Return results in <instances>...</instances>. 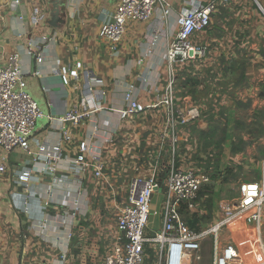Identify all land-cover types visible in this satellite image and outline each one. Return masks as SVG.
Wrapping results in <instances>:
<instances>
[{
    "label": "crops",
    "instance_id": "0c3cea01",
    "mask_svg": "<svg viewBox=\"0 0 264 264\" xmlns=\"http://www.w3.org/2000/svg\"><path fill=\"white\" fill-rule=\"evenodd\" d=\"M191 1L167 0L157 7L148 23H128L123 40L113 49L100 36V30L120 0H69L64 33L33 23L36 9L42 10L43 20L47 18L46 0H22L18 9L13 7V0H0V60L7 64L19 53L25 72L40 71L39 77L28 74L27 89L43 112L53 118L38 122L27 150L17 149L5 156L0 148V165L5 164L7 168L5 173H0V264H104L106 253L117 238V217L127 201L124 194L128 183L135 177H148L152 166L159 161L158 156L163 157V162L168 158L167 141L162 139L165 130L162 109L150 110L145 116L128 122L121 121L113 110L123 108L130 88L146 104L157 98L152 88L157 82L162 94L170 80L164 65L167 48L177 31L178 15ZM196 1L206 4L211 0ZM259 4L263 8L261 13ZM165 10L169 11L167 16H164ZM43 36H51L52 41L41 48L37 58L26 56L30 40ZM198 41L207 47L208 58L174 68L175 95L180 102L190 103L189 98L180 97L178 80L183 81L188 74L185 68L193 65L196 70H208L209 74L218 72L219 68L230 73L232 69L234 74L240 72L235 74V89H243L245 97L254 99V107L259 101L264 105L263 93L258 98L259 87H264V80L260 78L264 74V60H260V53L256 55L260 49L264 51V0H235L220 6L212 16V27L200 34ZM77 63L83 67L78 71L79 78L64 84L61 70L75 71ZM88 83L103 92L105 111L94 114L79 129L69 127L71 139L63 140L60 158L50 164L47 156L54 155L53 148L63 137L58 120L76 107L81 109ZM199 88H203V83ZM200 119L181 131L182 144L194 133L207 134L211 130L209 122ZM82 142L89 146L88 158H102L98 167L104 171L105 178L96 179L92 170L79 172L77 158ZM40 147L45 152H40ZM107 148L109 151L103 157ZM179 157L185 166L187 159ZM220 158L221 169L227 166V160L249 165L252 159L242 151L233 153L227 141ZM52 164L56 172L39 171ZM140 165L146 169L138 173ZM28 170L32 174L24 178L22 174ZM113 178L124 181L119 186ZM243 182H260V177ZM162 201L163 195L156 193L147 235L153 236L161 229ZM46 202L49 203L47 210L44 209ZM228 204L231 203L219 204V218L222 206ZM195 214H198V203L194 218L189 221L195 220ZM235 226L245 232L255 229L239 219ZM204 242L198 254L200 259L193 258L192 264L202 263L203 250L210 247ZM258 242L264 248L261 232L248 254L254 253L252 247ZM231 245L243 256L238 242ZM246 259L249 260L248 255Z\"/></svg>",
    "mask_w": 264,
    "mask_h": 264
},
{
    "label": "built area",
    "instance_id": "2783aa9c",
    "mask_svg": "<svg viewBox=\"0 0 264 264\" xmlns=\"http://www.w3.org/2000/svg\"><path fill=\"white\" fill-rule=\"evenodd\" d=\"M234 1L211 0L204 4L192 0L189 7L178 15L177 31L167 48L164 65L170 80L162 94L157 82L152 87L157 98L153 103L146 104L140 100L136 90L130 88L126 91L123 108L113 110L119 114L121 121L128 122L145 116L150 110L162 109L165 123L162 139L167 141L168 158L163 162V157L158 156L159 161L152 166L148 177H135L128 183L127 201L117 217V238L114 245L108 249L104 264H145L147 246L160 256V264H192L193 258L200 259L198 254L202 251V243L210 235L215 238V264H252L253 261L264 264V248L260 242L253 247L255 251L248 262L235 246L227 244L220 248L217 237L224 229L235 226L238 219L260 232L264 208V161L260 171V182L241 183L239 198L231 204L222 206V214L212 228L195 232L191 230L188 221L194 218L193 212L197 209L200 192L205 186L211 185L212 181L204 171L183 166L178 157L182 145L181 131L198 121L201 114L198 106H190L189 103L177 99L174 68L178 64L190 65L208 58V49L199 44V36L212 27V16L219 7ZM166 2L167 0H120L114 14L103 22L100 36L111 44L113 49H117L126 34L128 23H148L157 7ZM21 3L22 0H13V7L18 9ZM259 8L263 11L260 4ZM163 13L167 16L169 11L165 10ZM43 18L42 10L36 9L33 23L36 26L40 25ZM51 41V36H43L39 40L31 39L25 50L26 56L37 58L41 48ZM82 68L81 63L76 64L75 71L63 68L60 74L64 84H69L71 79L77 80L78 71ZM28 74L31 77L41 75L40 71L25 72L19 53H15L7 64L0 60V148L5 156H9L17 149L27 150L38 122L53 119L43 112L39 103L28 92ZM103 99V92L96 91L92 84L88 83L81 109L76 107L58 120L63 137L61 136L53 148L54 155L47 156L50 164L60 158L63 140L71 139L69 127L79 129L94 114L105 111ZM79 149L80 155L77 158L79 172L92 170L96 179L105 178L104 171L98 167V161L100 162L102 158H88L89 146L86 142H82ZM107 151L108 148L104 150L103 157ZM40 152H45L44 148L40 147ZM159 164L161 165L158 166ZM144 169L145 166L140 165L137 172ZM6 171V165H0V173ZM39 171L54 173L56 168L52 164L40 168ZM31 174L32 171L28 170L22 175L24 178H30ZM156 193L163 195L162 225L159 231L149 237L147 231L151 224L153 199ZM48 205L46 202L45 210Z\"/></svg>",
    "mask_w": 264,
    "mask_h": 264
},
{
    "label": "rangeland",
    "instance_id": "374dc122",
    "mask_svg": "<svg viewBox=\"0 0 264 264\" xmlns=\"http://www.w3.org/2000/svg\"><path fill=\"white\" fill-rule=\"evenodd\" d=\"M259 13H261V10ZM262 50L260 49L259 52H256V55L260 53V60H264V51ZM185 69L188 72L185 75V79L182 81L179 78L180 80H178L180 97L189 98L190 106H198L200 108V118L209 122L211 129L219 128V130H222L226 128L224 147H226L227 141V147L236 146L238 150H242L243 154L252 158L249 165H240L232 160H227L228 162H225L227 166H223V169H221L220 157L224 153V147H222V150H220L221 147L218 149L214 148V143H217L221 138L220 131H215L212 138H202L200 134L194 133V135L188 137L187 141L184 140V143L180 146L178 157L184 156L187 159L185 165L204 171L213 182L210 186L203 188L204 192L209 188L211 193L205 192L204 196L199 197L198 214H195L193 222L189 221L191 230L203 232L212 228L218 220L217 218L220 215L219 204L222 201L232 203L239 196L238 188L243 181L256 180L260 177V165L264 161V105L262 106L259 101L254 107V99L245 97L243 89H235V74L237 75L240 72L234 74L232 69L230 73L219 68L218 72L214 69L215 72L209 74L208 70H196L193 65ZM186 76L188 77L186 78ZM260 78L264 80V74ZM186 81V86H184ZM207 81H211L212 84L210 85ZM201 83H203L202 89L199 88ZM215 84L218 86L214 87ZM259 88L258 98H260V93H263L261 96L264 97V87ZM205 90L210 91L209 94ZM213 92L216 93L214 96L211 95ZM234 124L235 126L233 127ZM195 130L196 132L198 131L196 128ZM188 145L190 148L187 149L186 146ZM178 164L181 165L179 161ZM113 180L119 186L124 181L118 178H113ZM124 195L128 197L127 193ZM260 232L264 241V222H262ZM150 235L148 236L152 237ZM257 235L258 232L255 229L252 232H248V230L245 232L238 226H233L224 229L217 237L219 238L220 248L225 247L227 243L238 242L243 250V256L245 255V261L247 260V255L250 261L252 255L251 252L248 254V250ZM214 240V236L211 235L205 240L204 245L207 246L209 244L211 248L203 250L201 264L213 263L216 256ZM252 250L255 251L253 247ZM259 257L263 260L261 255ZM257 263V261L252 262V264ZM145 264H160V256L149 246L146 248Z\"/></svg>",
    "mask_w": 264,
    "mask_h": 264
},
{
    "label": "water",
    "instance_id": "95a60500",
    "mask_svg": "<svg viewBox=\"0 0 264 264\" xmlns=\"http://www.w3.org/2000/svg\"><path fill=\"white\" fill-rule=\"evenodd\" d=\"M49 13L42 21V25L64 33L68 24V2L69 0H46Z\"/></svg>",
    "mask_w": 264,
    "mask_h": 264
},
{
    "label": "trees",
    "instance_id": "16d2710c",
    "mask_svg": "<svg viewBox=\"0 0 264 264\" xmlns=\"http://www.w3.org/2000/svg\"><path fill=\"white\" fill-rule=\"evenodd\" d=\"M215 131H220V136H221L220 140L217 143H214L215 149L216 148L218 149L219 147H221L220 150H222L223 143L225 142L226 132H227L226 128H223L222 130H219V128H212L207 134L202 133L200 136L202 138H208V137L212 138L214 133H215ZM231 150H232L233 153L242 151V150H238V148L236 146L232 147ZM205 192L208 193V194L211 193L209 188H208V190L206 189ZM205 192H204V189H203L200 192L199 197L204 196L206 194Z\"/></svg>",
    "mask_w": 264,
    "mask_h": 264
},
{
    "label": "bare ground",
    "instance_id": "6f19581e",
    "mask_svg": "<svg viewBox=\"0 0 264 264\" xmlns=\"http://www.w3.org/2000/svg\"><path fill=\"white\" fill-rule=\"evenodd\" d=\"M248 262H249V260H248Z\"/></svg>",
    "mask_w": 264,
    "mask_h": 264
}]
</instances>
